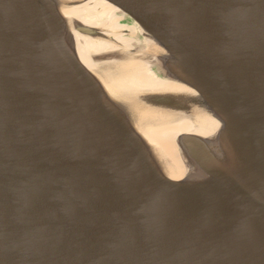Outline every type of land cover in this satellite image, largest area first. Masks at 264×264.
I'll return each instance as SVG.
<instances>
[{
    "label": "water",
    "instance_id": "obj_1",
    "mask_svg": "<svg viewBox=\"0 0 264 264\" xmlns=\"http://www.w3.org/2000/svg\"><path fill=\"white\" fill-rule=\"evenodd\" d=\"M108 1L187 89L140 101L219 127L179 134L187 175L168 177L69 35L103 31L58 0H0V264H264V0Z\"/></svg>",
    "mask_w": 264,
    "mask_h": 264
},
{
    "label": "bare ground",
    "instance_id": "obj_2",
    "mask_svg": "<svg viewBox=\"0 0 264 264\" xmlns=\"http://www.w3.org/2000/svg\"><path fill=\"white\" fill-rule=\"evenodd\" d=\"M58 6L68 22L79 21L103 31L106 38H96L74 29L69 35H73L75 52L98 78L106 97L125 107L134 127L152 146L163 172L172 179H184L187 168L179 154L177 137L183 132L211 135L219 127L218 122L206 112L198 113L196 119L193 118L195 122L188 114L152 109L140 101L138 96L146 91L180 93L187 89L177 81L161 79L151 70L150 58L164 52L156 44L149 41L150 48L143 58L135 54L133 47L139 41L135 36L137 25L121 23L123 16H119L116 5L108 0H86L78 5L58 0ZM123 30H128L129 35ZM108 49L129 56L101 63L94 60V54ZM261 237L264 242V233Z\"/></svg>",
    "mask_w": 264,
    "mask_h": 264
}]
</instances>
